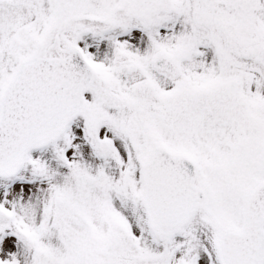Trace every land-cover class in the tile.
I'll return each mask as SVG.
<instances>
[{"label": "snow or ice", "instance_id": "obj_1", "mask_svg": "<svg viewBox=\"0 0 264 264\" xmlns=\"http://www.w3.org/2000/svg\"><path fill=\"white\" fill-rule=\"evenodd\" d=\"M0 264H264V0H0Z\"/></svg>", "mask_w": 264, "mask_h": 264}]
</instances>
